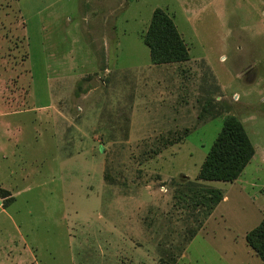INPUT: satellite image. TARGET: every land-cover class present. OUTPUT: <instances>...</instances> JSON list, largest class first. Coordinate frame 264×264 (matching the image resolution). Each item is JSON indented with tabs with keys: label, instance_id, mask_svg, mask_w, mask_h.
<instances>
[{
	"label": "rangeland",
	"instance_id": "obj_1",
	"mask_svg": "<svg viewBox=\"0 0 264 264\" xmlns=\"http://www.w3.org/2000/svg\"><path fill=\"white\" fill-rule=\"evenodd\" d=\"M157 7L195 62H151ZM230 115L255 153L201 182ZM0 187V264H262L264 0H0Z\"/></svg>",
	"mask_w": 264,
	"mask_h": 264
},
{
	"label": "trees",
	"instance_id": "obj_2",
	"mask_svg": "<svg viewBox=\"0 0 264 264\" xmlns=\"http://www.w3.org/2000/svg\"><path fill=\"white\" fill-rule=\"evenodd\" d=\"M143 42L149 48L153 64L183 62L189 58L186 43L181 38L172 17L162 8L153 10ZM254 147L241 123L233 115L222 124L212 146L202 161L197 178L200 180L235 181L254 155ZM4 206L13 200L0 187ZM245 241L264 264V219L245 234Z\"/></svg>",
	"mask_w": 264,
	"mask_h": 264
},
{
	"label": "crops",
	"instance_id": "obj_3",
	"mask_svg": "<svg viewBox=\"0 0 264 264\" xmlns=\"http://www.w3.org/2000/svg\"><path fill=\"white\" fill-rule=\"evenodd\" d=\"M188 47V46H187ZM187 60H189V58L187 59ZM187 60H185V61H183V62H189V61H191V62H195V61H192L193 59H191V60H189V61H187ZM172 63H179V62H172ZM163 64H168V63H163ZM158 65H160V64H158ZM162 65V64H161ZM255 153V152H254ZM201 182L203 181V180H200ZM234 182V181H233ZM247 232V231H246ZM246 232H245V234H246ZM244 234V235H245Z\"/></svg>",
	"mask_w": 264,
	"mask_h": 264
},
{
	"label": "built area",
	"instance_id": "obj_4",
	"mask_svg": "<svg viewBox=\"0 0 264 264\" xmlns=\"http://www.w3.org/2000/svg\"><path fill=\"white\" fill-rule=\"evenodd\" d=\"M237 97V96H236Z\"/></svg>",
	"mask_w": 264,
	"mask_h": 264
}]
</instances>
